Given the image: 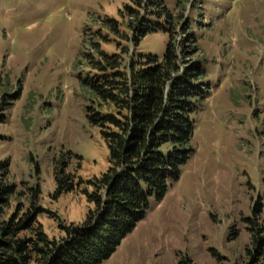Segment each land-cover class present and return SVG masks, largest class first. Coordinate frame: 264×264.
I'll return each mask as SVG.
<instances>
[{
  "label": "rangeland",
  "instance_id": "374dc122",
  "mask_svg": "<svg viewBox=\"0 0 264 264\" xmlns=\"http://www.w3.org/2000/svg\"><path fill=\"white\" fill-rule=\"evenodd\" d=\"M198 1L204 18L195 34L213 86L195 117V151L101 264H180L185 257L191 264H245L244 219L256 203L264 225V0ZM125 6L144 13V0H0V78L21 90L0 124V160H9L11 181L38 182L42 204L64 223L82 222L90 204L84 185L55 197L54 165L62 160L83 179L107 168L106 147L85 123L78 74L86 70L75 63L81 51H92L90 38L105 30L106 19H116L122 32ZM110 38L101 44L110 53L114 38L129 44ZM166 41L152 33L136 51L161 57ZM48 216L40 217L44 230L59 237L58 220Z\"/></svg>",
  "mask_w": 264,
  "mask_h": 264
},
{
  "label": "trees",
  "instance_id": "16d2710c",
  "mask_svg": "<svg viewBox=\"0 0 264 264\" xmlns=\"http://www.w3.org/2000/svg\"><path fill=\"white\" fill-rule=\"evenodd\" d=\"M142 8L139 15V9L125 6L122 32L116 19H106L105 30L99 28L90 38L92 51H81L75 63L86 70L78 74L88 101L85 123L106 147L107 168L83 179L59 160L55 197L84 185L81 193L90 204L85 218L77 224L62 222L42 204L39 183L11 181L9 160H0V264H101L179 180L194 153L195 117L213 86L195 34L204 8L198 0H144ZM152 33L167 35L161 57L136 51ZM110 35L133 50L114 38L116 50L107 52L101 44L110 43ZM8 81L0 78V124L21 94ZM259 205L244 219L250 238L245 264H264ZM45 215L58 220L59 237L44 230L40 217ZM180 264H191V259Z\"/></svg>",
  "mask_w": 264,
  "mask_h": 264
}]
</instances>
